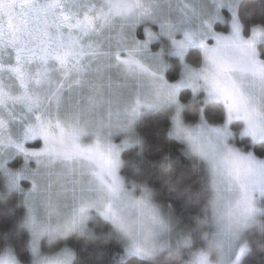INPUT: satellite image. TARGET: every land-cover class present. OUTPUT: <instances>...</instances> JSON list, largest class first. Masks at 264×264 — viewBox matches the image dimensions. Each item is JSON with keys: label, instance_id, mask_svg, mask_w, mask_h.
<instances>
[{"label": "snow or ice", "instance_id": "obj_1", "mask_svg": "<svg viewBox=\"0 0 264 264\" xmlns=\"http://www.w3.org/2000/svg\"><path fill=\"white\" fill-rule=\"evenodd\" d=\"M113 242L264 264V0H0V264Z\"/></svg>", "mask_w": 264, "mask_h": 264}, {"label": "trees", "instance_id": "obj_2", "mask_svg": "<svg viewBox=\"0 0 264 264\" xmlns=\"http://www.w3.org/2000/svg\"><path fill=\"white\" fill-rule=\"evenodd\" d=\"M253 2L259 4L260 0H253ZM157 119H160L158 113H149L143 119V124L148 126V131L153 133L154 136L157 132L162 135V125L160 127L151 126L152 122ZM82 240L86 242L87 237H83ZM115 250L116 246L114 242L106 248H97L93 245H90L81 252V259L85 262V264H88V262L92 260L94 256H101L102 259L109 260L112 258ZM130 259L134 261L136 258ZM161 259H163V257H161Z\"/></svg>", "mask_w": 264, "mask_h": 264}]
</instances>
